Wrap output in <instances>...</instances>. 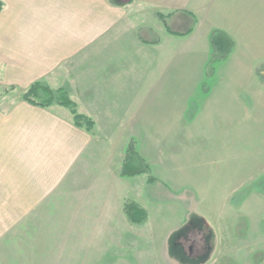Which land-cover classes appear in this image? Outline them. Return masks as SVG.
Returning a JSON list of instances; mask_svg holds the SVG:
<instances>
[{
    "label": "rangeland",
    "instance_id": "obj_1",
    "mask_svg": "<svg viewBox=\"0 0 264 264\" xmlns=\"http://www.w3.org/2000/svg\"><path fill=\"white\" fill-rule=\"evenodd\" d=\"M259 3L258 26H246L242 33L231 31L235 55L223 57L230 45L224 38L217 45L220 35L216 34L204 76L196 71L186 73L194 68L178 67L186 74L177 79L175 74H157L153 82L160 79L161 85L153 84L152 94L150 83L146 86L148 99L152 95L158 101L154 108L164 114L160 116L163 120L151 121L153 131L138 130L136 137H122L120 129H128V122L121 120L113 123L112 134L116 129L118 133L114 137L102 132L108 122H97L94 133L92 127L89 133L94 140L87 149V162L61 183L63 196L55 198L46 217L33 220L24 232L21 229L29 226V220L17 224L0 240V264H190L188 235L200 227L196 241L207 245V253L199 264H256L261 260L264 0ZM171 57L164 68L175 66V57ZM250 65L255 70L252 77ZM9 91L0 87V102L11 97ZM130 139L149 165L155 179L152 183L146 182L144 174L120 175ZM125 200L146 209L143 224L127 221ZM115 206L116 212H107Z\"/></svg>",
    "mask_w": 264,
    "mask_h": 264
},
{
    "label": "crops",
    "instance_id": "obj_2",
    "mask_svg": "<svg viewBox=\"0 0 264 264\" xmlns=\"http://www.w3.org/2000/svg\"><path fill=\"white\" fill-rule=\"evenodd\" d=\"M0 2V87L12 89L0 102V240L13 226L29 220L24 232L33 220L46 217L55 198L63 196L61 183L87 162L94 140L73 123L67 108L39 107L20 98L32 83L66 87L77 112L94 121L93 133L101 120L109 123L102 132L112 137L118 135L117 129L112 134L118 120L128 122L122 137L149 133L151 121L164 119L154 108L158 101L144 91L149 83L150 94L153 84L161 85L153 78L161 72L175 79L194 71L204 76L216 46L212 33L220 35L217 45L223 38L229 42L223 56L229 58L236 53L231 31L258 26L261 10L259 0ZM171 56L175 66L164 68ZM178 67L194 69L185 73ZM248 72L251 77L255 72L251 65ZM116 211L117 206L107 210ZM260 253L256 264H264Z\"/></svg>",
    "mask_w": 264,
    "mask_h": 264
},
{
    "label": "trees",
    "instance_id": "obj_3",
    "mask_svg": "<svg viewBox=\"0 0 264 264\" xmlns=\"http://www.w3.org/2000/svg\"><path fill=\"white\" fill-rule=\"evenodd\" d=\"M1 6L2 4L0 2V9ZM188 32L189 31L181 34L183 35ZM216 34L217 32L212 33V40L214 39V36ZM21 98L29 104L39 107H48L51 105L63 106L71 112L73 116V123L79 128H83L86 131H91L92 127L94 126V122L92 121V119L77 112L76 105L69 97V90L66 87L53 89L49 87L45 82L35 81L22 93ZM142 174L147 176L148 183H152L153 181H155L154 177L151 176L149 165L136 151L135 141L133 139H130L124 152L120 175L123 177H132ZM123 211L127 221L130 224L140 225L143 224L147 219L146 209H144L134 201L125 200L123 202ZM201 230L202 229L200 227V229L191 231V235H188V239L190 242H188L186 245L188 247L186 255L189 259L190 264H199L203 263L206 260L207 245L205 246V243H203V245L201 241H196L199 240L196 237ZM189 231L190 230H187V232ZM178 235L181 236L183 235V233L180 232V234ZM185 237L187 238V234H185ZM190 255L193 257L195 256V258H192Z\"/></svg>",
    "mask_w": 264,
    "mask_h": 264
}]
</instances>
